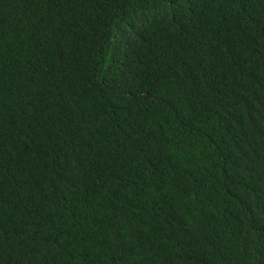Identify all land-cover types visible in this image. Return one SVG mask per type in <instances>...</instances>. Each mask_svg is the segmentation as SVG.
<instances>
[{"label":"trees","instance_id":"1","mask_svg":"<svg viewBox=\"0 0 264 264\" xmlns=\"http://www.w3.org/2000/svg\"><path fill=\"white\" fill-rule=\"evenodd\" d=\"M0 264H264V0H0Z\"/></svg>","mask_w":264,"mask_h":264}]
</instances>
